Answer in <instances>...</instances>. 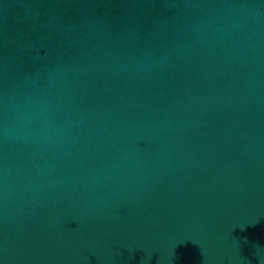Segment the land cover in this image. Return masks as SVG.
Listing matches in <instances>:
<instances>
[{"label":"water","instance_id":"obj_1","mask_svg":"<svg viewBox=\"0 0 264 264\" xmlns=\"http://www.w3.org/2000/svg\"><path fill=\"white\" fill-rule=\"evenodd\" d=\"M0 264H264V0H0Z\"/></svg>","mask_w":264,"mask_h":264}]
</instances>
